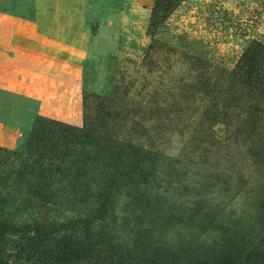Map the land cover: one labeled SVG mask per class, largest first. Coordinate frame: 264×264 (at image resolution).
<instances>
[{
	"label": "rangeland",
	"instance_id": "1",
	"mask_svg": "<svg viewBox=\"0 0 264 264\" xmlns=\"http://www.w3.org/2000/svg\"><path fill=\"white\" fill-rule=\"evenodd\" d=\"M154 3L0 0L21 24L0 43V176L53 191L0 264H264V103L226 81L264 0H182L151 27Z\"/></svg>",
	"mask_w": 264,
	"mask_h": 264
},
{
	"label": "trees",
	"instance_id": "2",
	"mask_svg": "<svg viewBox=\"0 0 264 264\" xmlns=\"http://www.w3.org/2000/svg\"><path fill=\"white\" fill-rule=\"evenodd\" d=\"M181 1L182 0H155L152 11L151 27H156L159 23H161V21H163L175 10ZM228 75L229 77L226 79L227 83L229 82V84H227V90H246L251 98H253L252 100L255 101L254 103H256L255 105H252L249 113H251V116L253 115L254 117L258 113H261L262 110H259V105L264 103V38L263 42L254 41L245 49L235 69ZM198 77L202 79L203 85L208 87L209 78L206 76V74H202L201 72ZM194 85H197V83L193 84V86ZM56 125L59 126V124ZM59 127L61 128V126ZM44 129L45 128L41 125H35V131L32 133L29 143H34V141L37 142L41 140L40 136L41 133L44 132ZM16 156L17 155L13 153H8L0 149V164L5 165L7 161L11 162L10 160L16 159ZM37 156L41 157L33 162V168L28 172L30 177H32L33 173L36 171H38L36 175L43 173L39 170L42 168V157L44 155L42 153L41 155L37 154ZM59 163L61 164V162ZM22 171L27 174L25 169ZM55 173L57 174L56 171L50 169L48 171V176L52 177L55 175ZM20 174H18V176ZM9 176L10 173H7L5 177L0 176V234L15 230L20 232H25L28 230L29 226H26L23 224V222L18 221L16 215H26L28 211H35V209H38L36 208L37 203H42L43 200L46 199L42 193L43 190L46 191L49 189L48 191L50 192L45 194L48 198L51 196V194H53L52 187L50 185L48 186L50 188H46L37 181L35 184L30 183L28 185L25 181L20 184L17 181L13 184L11 183V186L13 187L10 186L11 188H8ZM16 183H18V185H16ZM19 185L23 187L20 190H18L17 187ZM12 188L16 189L17 191L13 192ZM12 194L23 197V202L17 203V206L14 205L17 201L11 197ZM11 209H14L16 213H8ZM44 223V220L41 223L35 222V231L37 233H39L41 229L43 230L45 227Z\"/></svg>",
	"mask_w": 264,
	"mask_h": 264
},
{
	"label": "crops",
	"instance_id": "3",
	"mask_svg": "<svg viewBox=\"0 0 264 264\" xmlns=\"http://www.w3.org/2000/svg\"><path fill=\"white\" fill-rule=\"evenodd\" d=\"M20 25L21 24H20L19 21L12 20V21H10V23H8L7 20L1 19L0 20V38H1L0 43H5L6 44L8 42H11L14 39V37L17 40L18 39V37H17V35H18L17 34V32H18L17 28Z\"/></svg>",
	"mask_w": 264,
	"mask_h": 264
}]
</instances>
